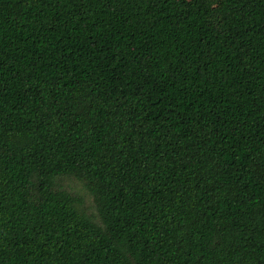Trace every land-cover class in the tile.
Masks as SVG:
<instances>
[{
  "label": "trees",
  "instance_id": "obj_1",
  "mask_svg": "<svg viewBox=\"0 0 264 264\" xmlns=\"http://www.w3.org/2000/svg\"><path fill=\"white\" fill-rule=\"evenodd\" d=\"M0 264H264V0H0Z\"/></svg>",
  "mask_w": 264,
  "mask_h": 264
},
{
  "label": "rangeland",
  "instance_id": "obj_2",
  "mask_svg": "<svg viewBox=\"0 0 264 264\" xmlns=\"http://www.w3.org/2000/svg\"><path fill=\"white\" fill-rule=\"evenodd\" d=\"M63 184L65 186L71 187V188H76V189H81L82 194L87 195L86 191L84 188L81 187L80 183L74 179H69V178H64L63 180ZM88 201L90 202V199H88Z\"/></svg>",
  "mask_w": 264,
  "mask_h": 264
}]
</instances>
